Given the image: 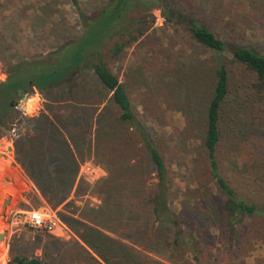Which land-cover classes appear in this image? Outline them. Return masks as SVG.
I'll return each instance as SVG.
<instances>
[{
    "label": "rangeland",
    "instance_id": "rangeland-1",
    "mask_svg": "<svg viewBox=\"0 0 264 264\" xmlns=\"http://www.w3.org/2000/svg\"><path fill=\"white\" fill-rule=\"evenodd\" d=\"M106 1L78 0V3L80 9L91 16ZM143 2L148 4L149 1ZM181 5L186 11L194 10L220 38L252 47L264 55V0H181ZM155 17L153 28L137 43L126 48L117 59L110 58L108 52L106 58L125 87L138 120L159 144L168 169L172 210L209 229L211 240L200 242L202 245L198 243L200 252H195L188 238L189 230L184 228L178 243L159 246L156 253L142 250L141 254H129L132 258L129 264H264V216L247 219L239 226L233 245L222 232L225 223L222 199L209 176L202 147L213 87L207 68L210 54L182 27L168 24L159 12H155ZM83 31L78 9L71 0H0V83L7 79L5 64L13 59L48 53L62 40L80 36ZM85 76L92 84L96 83L92 70H87ZM229 79L230 96L222 112L224 133L218 151L222 172L232 186L245 195L250 192L249 179H256L255 169H260L254 194L263 202L264 99L251 94L250 74L243 67L229 63ZM39 96L40 101H32L34 106L17 107L18 114L12 124L19 130L20 137L30 134L34 126L27 118L38 117L47 108L57 116L67 117L66 109ZM100 99V95L90 93L86 101L95 103ZM107 105L108 118L115 119V107ZM10 130L8 127L0 129V234L7 233L0 241V264H8L16 255L43 257L46 251H53L60 264H85L82 252L75 247L76 242L101 260L64 219L86 223L85 218H94L85 209L102 204L93 189L108 178L104 168L107 161L116 164L114 172L118 174L123 166L121 161L135 157L134 149L119 147L126 138L125 127L114 120L110 132L112 141L99 146L100 156L89 157L86 149L82 151L85 160L82 165L89 163L97 171V168L102 169L99 172L102 177L96 180L82 177L67 203L52 208L73 232V236L64 239L12 223L14 212L48 204L16 162L14 141L18 137H12ZM251 154L260 161L259 168L244 173L246 163L251 164ZM140 165L139 171L148 172L144 162ZM155 225L147 235L149 242L153 234L168 236L166 227ZM171 242L174 243L173 238ZM106 255L111 261L122 264V253Z\"/></svg>",
    "mask_w": 264,
    "mask_h": 264
},
{
    "label": "trees",
    "instance_id": "trees-1",
    "mask_svg": "<svg viewBox=\"0 0 264 264\" xmlns=\"http://www.w3.org/2000/svg\"><path fill=\"white\" fill-rule=\"evenodd\" d=\"M71 1L84 26L80 36L62 40L48 53L13 59L5 64L7 79L0 83V129H12L13 118L18 114L20 90L30 94L37 91L49 103L68 111L64 117L47 108L38 117L27 118L34 126L30 134L19 135L14 141L16 162L47 204L57 209L67 203L81 183L78 175L85 162L82 151L86 149L89 157L100 156L99 146L112 141L110 132L115 120L127 133L119 147L134 149L135 157L121 161L123 166L118 174L111 160L105 167L100 163L108 172V178L97 184L93 192L100 196L102 204L85 209L94 218H85L86 223L64 219L101 259L76 242L75 247L82 252L85 264H121L111 261L108 253H122V264H129L132 262L129 254H141L142 250L156 253L159 246L178 243L184 228L189 230L188 238L194 251L200 252L197 244L211 240L210 231L191 217L172 210L168 169L159 144L138 120L125 87L106 58L108 52L110 58L117 59L126 48L144 37L153 28L155 12H159L168 24L182 27L210 54L207 68L213 87L202 147L209 176L222 199L225 219L222 232L233 245L239 226L247 219L264 216V199L262 202L254 194L261 171L254 168H259L258 159L251 154V164L246 163L244 173L255 169L257 178L249 179L250 192L245 195L224 177L219 161L224 133L222 112L230 96L229 63L248 71L251 94L264 99V55L252 47L220 38L194 10L182 8L181 0H148V4L144 0H107L91 16L80 9L78 0ZM87 70L94 72L96 83L87 79ZM90 93L100 95L101 99L95 103L86 101ZM107 104L115 107V119L108 118ZM141 162L147 165L148 172L139 171ZM155 224L166 227L168 236L151 234L153 238L149 242L147 235ZM8 264L60 263L53 251H46L43 257L16 255Z\"/></svg>",
    "mask_w": 264,
    "mask_h": 264
},
{
    "label": "built area",
    "instance_id": "built-area-1",
    "mask_svg": "<svg viewBox=\"0 0 264 264\" xmlns=\"http://www.w3.org/2000/svg\"><path fill=\"white\" fill-rule=\"evenodd\" d=\"M12 137H19L20 132L14 125L10 130ZM100 167V166H99ZM91 164H81L78 179H99L101 174ZM12 223L16 225L29 226L37 231L53 235L58 238H69L73 236L71 229L61 220L57 212L50 206L45 205L38 209L19 210L13 213Z\"/></svg>",
    "mask_w": 264,
    "mask_h": 264
},
{
    "label": "water",
    "instance_id": "water-1",
    "mask_svg": "<svg viewBox=\"0 0 264 264\" xmlns=\"http://www.w3.org/2000/svg\"><path fill=\"white\" fill-rule=\"evenodd\" d=\"M19 94H20V96L22 97V99H21L20 102L18 103V106L24 107L26 101L29 99L30 93H29V92L23 93V91L20 90V91H19ZM6 236H7V233H6V232L0 234V241H3V240L6 238Z\"/></svg>",
    "mask_w": 264,
    "mask_h": 264
},
{
    "label": "crops",
    "instance_id": "crops-1",
    "mask_svg": "<svg viewBox=\"0 0 264 264\" xmlns=\"http://www.w3.org/2000/svg\"><path fill=\"white\" fill-rule=\"evenodd\" d=\"M34 93H38L37 91L36 92H34ZM34 93H32L33 95H31V97L26 101V102H28L30 99H38L39 101L41 100V97L39 96V94H34ZM39 103V102H38ZM37 104V103H36ZM37 107V106H36ZM26 109V108H25Z\"/></svg>",
    "mask_w": 264,
    "mask_h": 264
},
{
    "label": "bare ground",
    "instance_id": "bare-ground-1",
    "mask_svg": "<svg viewBox=\"0 0 264 264\" xmlns=\"http://www.w3.org/2000/svg\"><path fill=\"white\" fill-rule=\"evenodd\" d=\"M36 99L34 98H32V99H30L28 102H26L25 103V107H28V106H34L35 104L34 103H32V101H35Z\"/></svg>",
    "mask_w": 264,
    "mask_h": 264
}]
</instances>
